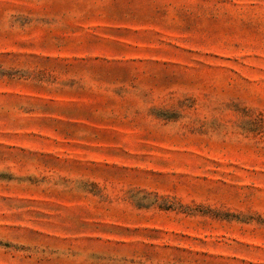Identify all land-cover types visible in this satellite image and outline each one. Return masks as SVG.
Listing matches in <instances>:
<instances>
[{
  "label": "rangeland",
  "instance_id": "374dc122",
  "mask_svg": "<svg viewBox=\"0 0 264 264\" xmlns=\"http://www.w3.org/2000/svg\"><path fill=\"white\" fill-rule=\"evenodd\" d=\"M0 264H264V0H0Z\"/></svg>",
  "mask_w": 264,
  "mask_h": 264
}]
</instances>
